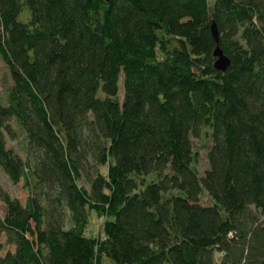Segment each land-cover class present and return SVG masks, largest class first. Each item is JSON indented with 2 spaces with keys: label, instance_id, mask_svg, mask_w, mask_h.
I'll list each match as a JSON object with an SVG mask.
<instances>
[{
  "label": "trees",
  "instance_id": "obj_1",
  "mask_svg": "<svg viewBox=\"0 0 264 264\" xmlns=\"http://www.w3.org/2000/svg\"><path fill=\"white\" fill-rule=\"evenodd\" d=\"M0 57V264H264V0H0Z\"/></svg>",
  "mask_w": 264,
  "mask_h": 264
},
{
  "label": "rangeland",
  "instance_id": "obj_2",
  "mask_svg": "<svg viewBox=\"0 0 264 264\" xmlns=\"http://www.w3.org/2000/svg\"><path fill=\"white\" fill-rule=\"evenodd\" d=\"M26 11V10H25ZM28 13L23 12L22 14L19 15L20 19L25 20L27 17ZM120 79H119V92H118V97H120V100L122 102L123 100V75L120 72ZM11 83L10 80V75L7 69V66L5 65V62L3 59L0 57V99L3 101L4 96L6 93V88L7 86ZM206 128H203L202 130L205 131ZM192 138V144L194 149L197 150V163H196V168L200 172V174L204 173V169L208 167V160H207V149L203 147L204 142L206 141L207 143H212L211 138L207 137V135L204 134V136H191ZM206 138V139H205ZM7 141V146H12L15 147V149L21 153L24 154L22 151V144L23 140L19 138L18 140L11 139L10 137L6 139ZM106 166H100V169L102 172L106 171ZM0 181L3 184L4 188L10 192L11 195L17 197L20 201L25 202L26 196L28 195V190L26 187L23 185V181H20L19 183H13L10 181L7 176L0 171ZM79 183L84 184L86 187H88L87 183L85 182L84 179H80ZM200 201L203 204H210L211 203V198L209 197L208 193L202 192L200 195ZM2 212V209H0V213ZM104 216H97V214L94 211H90L89 216H88V225L86 226L84 232L86 235H98L101 234V225L103 223ZM3 239H5V236H3ZM3 249L0 251V254H3L6 250L8 249H13L14 247L8 244L3 245Z\"/></svg>",
  "mask_w": 264,
  "mask_h": 264
},
{
  "label": "water",
  "instance_id": "obj_3",
  "mask_svg": "<svg viewBox=\"0 0 264 264\" xmlns=\"http://www.w3.org/2000/svg\"><path fill=\"white\" fill-rule=\"evenodd\" d=\"M210 27H211L212 36L216 40V45H215L214 52H213V55L215 57L214 68L221 70V71H225L228 65L230 64V60L227 57V55L223 53V50L220 49L219 47L218 31H217L215 22L212 21Z\"/></svg>",
  "mask_w": 264,
  "mask_h": 264
}]
</instances>
